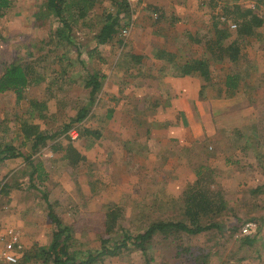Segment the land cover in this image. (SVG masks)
<instances>
[{
    "label": "rangeland",
    "instance_id": "1",
    "mask_svg": "<svg viewBox=\"0 0 264 264\" xmlns=\"http://www.w3.org/2000/svg\"><path fill=\"white\" fill-rule=\"evenodd\" d=\"M240 1L244 7L249 4L247 0ZM146 2V7L137 10L134 25L128 36L117 35L109 43L99 45L101 53L99 58L90 57L89 51L95 45V35L102 26L100 20L104 12L115 10L110 0H99L85 18L72 22L70 36L73 45L58 37L56 30L60 22L53 15L39 18L38 12L45 0L29 2L13 0L12 6L0 18V73L3 66L19 60L36 68L44 81L41 80L28 88L27 98L21 102H17L16 94L13 92L0 93V141L13 143L26 155L31 154V144L25 140L17 123L20 118L30 116L29 100L46 102L47 110L44 113L46 117L34 121L40 123L41 128L47 132H55L75 115L81 105L88 103L89 89L85 88V81L90 71L100 70L106 78V74L112 68H117L116 73L119 68H154L156 76L158 68L162 65L149 58L150 55H154L156 47L166 48L181 58L183 55L194 56L199 50L198 43L193 40L200 38L202 43H207L211 37L209 31L215 17L218 16L219 5L222 12L226 8L225 2L219 0H146ZM263 2L264 0L259 1L258 5L261 6ZM38 4L40 8L36 9L35 5ZM155 12L158 14L157 18L154 17ZM126 18L129 19V16ZM232 36L231 38L236 37V31L233 30ZM77 46L81 48L82 58L87 66L78 61ZM142 50L148 52L147 57L144 56L138 65H134L136 60H133L131 54H138ZM163 64L168 68V64L165 62ZM226 64L222 68H229L230 63ZM215 66L216 64L213 67ZM239 66L242 68L241 65H237L236 68ZM113 76L119 79L125 77L116 74ZM60 77L68 82L62 83ZM124 88L125 90L121 87L120 90L116 89L109 93L106 88H102L96 96L95 106L92 107L84 126L100 131V138L95 139L93 136L78 138L70 135L73 145L85 156V161L76 166L71 165L62 149L57 152L51 149L59 138L49 141L32 156L35 163L42 164L45 174L43 180L34 179L36 187L31 186L33 181L30 180L29 173L32 170L24 158L0 161V180L13 185L8 195L0 194V232L8 234L7 236L11 232L17 233L25 245V251L37 245H49L52 239V228L47 218V203L42 198V192L45 190L49 193L50 200L57 202L56 209L63 220L73 225L75 237L81 242L80 247L85 255L88 252L96 254L101 247L102 239L110 238L111 244L122 238V229L111 234L105 230L106 213L115 205H120L124 210L125 216L122 217L121 224L133 234L140 233L160 217L164 220L188 221L184 214L182 195L166 202L167 205L161 211L163 214L158 211L153 212V215L149 207L152 205L151 202L156 200L151 198L150 188L146 187L147 185L134 184L138 176L143 179L140 176L143 170L130 169L124 171L126 175L123 176L124 169L116 165L119 161L124 164V160L127 159L125 152L128 154L133 152V146L128 140L135 137L133 128L134 124L138 125V122L127 120L123 125H127V131L123 130L121 136L107 137L110 121L107 120L106 112L113 108L112 104L117 103L116 98L124 91L128 96H133L131 87ZM263 88L246 90L244 98L250 99L252 93L262 95L260 98H264ZM110 93L114 97L106 99ZM250 106L252 112L246 111L249 115L245 117L244 122L242 119L239 122V117L234 120L232 118L237 126L234 128H241V134L237 138V133L233 138L232 133L227 132V135L215 137L210 143L205 144L215 145L225 153L229 152L231 156L233 148L243 146L248 136L252 140L250 143L256 146L264 145V104L245 107ZM219 123L223 129L226 127L224 120ZM225 146L229 148L228 151ZM248 164H253L257 168L247 166ZM262 166L261 160H254L252 163L248 159L241 169L238 167L226 171L232 176L227 183L218 179L217 184L213 186L215 191L222 192L229 204V210L219 218L222 230L215 228L200 234L183 233L179 240H176L178 236L166 238L158 234L146 252L129 247L116 255L104 256L97 264H196L198 263L196 260L189 259H197L202 251L203 254L209 255V264H234L232 260L250 258L261 248L259 243L264 236V183L260 184V181L249 186L246 180L251 179L253 175L258 176L256 181L258 178L261 180L259 175L264 177ZM242 171L247 174L242 175ZM166 173L168 176L172 175V171L167 170ZM220 177L218 175V178ZM247 220H255L260 228L258 234L254 236L256 242L253 245L243 244L242 240L246 237L240 235V227ZM181 242L182 246L198 249L197 255L190 256L189 252L184 253L185 251L179 254L178 247L181 246ZM0 263L3 264L2 261ZM28 264L44 263L34 260Z\"/></svg>",
    "mask_w": 264,
    "mask_h": 264
},
{
    "label": "trees",
    "instance_id": "2",
    "mask_svg": "<svg viewBox=\"0 0 264 264\" xmlns=\"http://www.w3.org/2000/svg\"><path fill=\"white\" fill-rule=\"evenodd\" d=\"M99 0H45L43 7L39 10L38 16L53 15L60 22L56 33L58 37H62L68 44L73 45L71 38L72 22L76 19L85 18L91 8ZM111 6L115 10H107L104 16L101 17L102 26L99 32L95 35V45L89 51L90 57H101L99 45H104L112 41L117 35H121L122 21L121 15L123 13L130 16V8L125 0H110ZM225 2L224 13L230 20L238 24L237 29H231L227 22H223L217 16L212 24V29L209 31L211 37L207 44V50L211 53L210 57H195L184 55L182 58L176 53L167 50L166 48L156 47L155 58L173 65V68L180 70L184 75H199L206 79L211 78V71L215 63L225 62L230 63L232 72L227 74L225 80L226 91L230 94L239 91H246L255 89L256 87L250 83L247 74L243 78V86H240L241 72L237 65L241 63V47L240 38L244 36H254L258 34V29L263 26L264 19L260 17L258 8L250 6L244 7L237 1L219 0ZM231 3H228L230 2ZM13 0H0V18H2L6 11L12 6ZM232 4V5H229ZM229 5V6H228ZM260 5H257V7ZM233 16H235L233 18ZM233 30L236 31V37L231 42H227L233 35ZM192 40V39H191ZM123 43V40H121ZM196 43H202L199 39L193 40ZM78 61L83 64L87 63L82 58L81 48L77 46ZM134 65H138L144 56L139 54H131ZM182 59V60H181ZM72 61V60H71ZM214 64V65H213ZM235 66V67H234ZM229 71V70H228ZM37 75V76H36ZM246 76V77H245ZM103 74L100 70H92L88 73L85 81V88L89 89V101L87 104L81 105L73 117L68 122L59 126L55 132H47L41 128L40 123H35V119L45 118V110L47 104L44 101L39 102L37 99L29 100L30 116L21 119L17 122L19 130L23 134L25 140L31 144V154L26 155L20 148L13 143H2L0 141V161L15 159L22 157L25 159L32 172L29 173V178L33 183L32 187H36L34 179L43 180L45 178L44 170L41 163H35L32 156L39 152V150L48 144L49 141H54L59 138L51 149L55 152L62 149L64 156L71 165H78L86 160L85 156L73 145L70 132L76 130L79 137H89L98 139L101 133L98 130L84 126L85 121L92 112L96 102L97 94L103 88ZM44 79V78H43ZM41 74L30 63L14 60L3 66L0 75V93L13 92L16 94L17 102L26 99V91L28 88L36 83L41 82ZM252 87V88H251ZM19 119V118H18ZM198 178L191 182L182 194L184 205V214L186 220H164L156 218L146 228L138 234H133L121 224L122 217L125 216L124 210L120 205H115L106 213L105 230L108 234L117 230H123L121 239L115 240L110 244V238L102 239L101 247L96 254L88 252L86 255L80 247L81 242L75 237V229L73 225L66 223L56 209L57 202H52L49 198V193L45 190L42 192V198L47 203V218L52 228V239L49 245L35 246L29 250H24L19 264H28L36 260L38 263L44 264H97L102 258L107 255H116L120 251L134 247L146 252L149 246L153 244V240L158 234L163 237L170 238L171 236H178L176 240L180 239L183 233L186 234H200L212 229L222 230L223 226L220 224L219 218L229 210L228 201L222 192L215 191L213 188L214 170L209 167L201 168L196 172ZM9 183L0 180V194H9L11 187ZM258 189V188H257ZM254 190V192L257 191ZM152 206V207H151ZM149 207L150 212L157 213L163 211L164 206ZM163 214V213H161ZM154 215V214H153ZM164 216V215H163ZM235 229V228H234ZM255 236V235H254ZM254 236H245L242 243L253 245L256 242ZM179 254L189 252L190 256H195L198 249L195 250L190 247L181 246ZM182 248V250L180 249ZM198 255L196 264H209L208 254H203V251ZM3 262V261H2ZM1 264V263H0ZM3 264H7L3 262Z\"/></svg>",
    "mask_w": 264,
    "mask_h": 264
},
{
    "label": "crops",
    "instance_id": "3",
    "mask_svg": "<svg viewBox=\"0 0 264 264\" xmlns=\"http://www.w3.org/2000/svg\"><path fill=\"white\" fill-rule=\"evenodd\" d=\"M26 1L29 2V0ZM235 1L242 4L240 0ZM259 1L261 0H247L249 3L247 5L259 4ZM220 7L219 5L218 11H222ZM35 8H40V4L35 5ZM231 37L227 39V42L235 39ZM239 41L242 42L240 45L242 68L239 66L240 86H243V78L247 74L252 87L255 86L257 90L263 88L264 24L258 29V34L244 36ZM204 44L206 45L205 42L197 44L199 52L195 53V57L211 56L207 45L204 46ZM138 54L147 57L148 52L142 50ZM149 58L162 65L161 68H158L156 76L154 68H119L117 71L119 74L115 72L117 68H112L106 74V78L103 74L105 78H103V88H106L108 93L114 92L116 89L120 90L121 87L125 90L124 86L127 89L130 87L133 89V96H128L124 91L119 98H116L117 103L112 104L113 108L106 112L108 113L107 120L110 121L107 137L121 136L123 130L127 131V125L123 126L127 120L138 122V125L134 124L133 128L135 137L128 140L129 144L133 146V152L131 154L125 152L127 159L124 160V164L119 161L116 165L124 169L122 173L130 169L143 170L140 175L143 179L138 176L134 184L137 186L147 185L146 187L150 188L151 198L156 200L151 202L153 206H165L166 202L181 196L188 185L198 178L196 172L201 168L209 167L214 170L215 184L212 185L214 186L218 179L227 183V180L232 179V176H229L226 171L228 169L235 170L238 167L241 169L248 159L252 163L254 160H261V164L264 166V145L256 146L250 143L252 141L250 136L245 138L243 146H231L235 147L231 152L233 156L215 145H206L215 137L227 135V132H231L233 138L237 133V138L241 134V128H234L236 125L233 120L236 117H239V122L241 119L243 122L246 120L245 117L249 115L246 111L251 110L250 112H252V109L251 106H245L264 104V98H260L262 95L259 96L255 92V94H251L250 99L246 100L243 95L245 91L241 90L233 94L226 91L225 80L227 74L232 72L230 67L222 68L223 65L225 67L226 61L225 64H223L224 62L215 63L216 66L211 68V78L206 79L199 75L181 74L180 70L170 68L173 67L171 64H168V68H166L161 60L155 58V54L150 55ZM61 72L62 70H60ZM113 74L125 77L119 79ZM60 81L68 82L61 77ZM110 96L114 97L110 93L106 99H109ZM221 119L226 122L224 129L219 123L222 121ZM124 142L126 141L124 140ZM225 149L229 150L227 146ZM191 163L193 169L190 167ZM251 165L254 169L257 168L255 165ZM263 166L262 168H264ZM167 170L172 171L171 176H168ZM246 174L242 171V175ZM125 175L126 173L123 174V176ZM218 175L221 177L218 178ZM257 177L253 175L252 178L250 177L251 179L246 180V183L249 186L260 181V184L264 183L263 176L259 175L261 180L258 178L256 181ZM247 178L248 176L245 179ZM252 187L256 188L257 186ZM262 237L263 240L259 245L264 250V236ZM261 248L256 250L250 258H236L238 260H232V262L234 264H264V251ZM193 260L196 259H189V261Z\"/></svg>",
    "mask_w": 264,
    "mask_h": 264
},
{
    "label": "built area",
    "instance_id": "4",
    "mask_svg": "<svg viewBox=\"0 0 264 264\" xmlns=\"http://www.w3.org/2000/svg\"><path fill=\"white\" fill-rule=\"evenodd\" d=\"M125 1L130 8V16L125 13L121 15V21L123 24L121 35L126 37L130 34L131 29L134 25V17L138 12L137 10L146 7L147 2L146 0ZM257 5L258 4H253L251 7L255 9L258 8L260 17L264 18V4L258 7ZM217 13L220 20L223 22H227L231 29H237L238 24L235 21L230 20L224 12L218 11ZM126 16H129V19H127ZM154 17H158V14L156 12L154 13ZM70 135L72 137H78V132L74 129L70 132ZM259 230V224L255 220H247L240 227V235L254 236L258 234ZM7 235L8 234L0 232V261H3L7 264H18L22 254L24 253L25 245L17 233L11 232L9 236Z\"/></svg>",
    "mask_w": 264,
    "mask_h": 264
}]
</instances>
